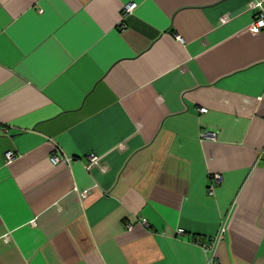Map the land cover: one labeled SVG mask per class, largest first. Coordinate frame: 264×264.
Listing matches in <instances>:
<instances>
[{
    "label": "crops",
    "instance_id": "0c3cea01",
    "mask_svg": "<svg viewBox=\"0 0 264 264\" xmlns=\"http://www.w3.org/2000/svg\"><path fill=\"white\" fill-rule=\"evenodd\" d=\"M260 11L0 0V264H264Z\"/></svg>",
    "mask_w": 264,
    "mask_h": 264
},
{
    "label": "built area",
    "instance_id": "2783aa9c",
    "mask_svg": "<svg viewBox=\"0 0 264 264\" xmlns=\"http://www.w3.org/2000/svg\"><path fill=\"white\" fill-rule=\"evenodd\" d=\"M134 6H135V4H133V3H129V4H126L125 6H124V12L125 13H128V12H131L132 10H133V8H134ZM251 8H256V9H261V2L260 1H255V2H253L252 4H251ZM264 28V12H262V11H260L259 13H258V15H257V18L255 19V22L253 23V25H252V29H253V31L254 32H259V31H261L262 29ZM201 112H205L206 111V109L205 108H200L199 109ZM14 152H12V151H7L6 153H5V157H6V159L9 161V160H11L12 158H14ZM66 159L63 157V156H61L60 154H59V152L58 151H53L52 153H51V156H50V161L53 163V164H57V163H60V162H63V161H65ZM89 160H90V162L91 163H95L96 161H97V157L95 156V155H90L89 156ZM214 179L217 181L218 179H219V175L218 174H216V175H214ZM212 190H213V187H210V192H212ZM142 223L144 224V225H147V222L145 221V220H142ZM131 226H129V228H130ZM179 232H181V230H178ZM201 245H202V243H201ZM205 246V245H204ZM212 262V264H217V262H216V260H212L211 261Z\"/></svg>",
    "mask_w": 264,
    "mask_h": 264
}]
</instances>
